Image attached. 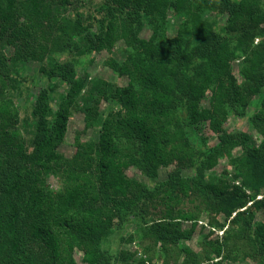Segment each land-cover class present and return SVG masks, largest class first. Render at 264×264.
Returning <instances> with one entry per match:
<instances>
[{
	"label": "trees",
	"instance_id": "trees-1",
	"mask_svg": "<svg viewBox=\"0 0 264 264\" xmlns=\"http://www.w3.org/2000/svg\"><path fill=\"white\" fill-rule=\"evenodd\" d=\"M103 50L125 83L87 71ZM253 103L257 142L224 127ZM75 110L84 129L66 156ZM224 156L232 171L214 172ZM258 213L264 0H0V264H79L76 248L84 264H264ZM198 222L209 232L195 250ZM127 224L132 248H111Z\"/></svg>",
	"mask_w": 264,
	"mask_h": 264
},
{
	"label": "rangeland",
	"instance_id": "rangeland-1",
	"mask_svg": "<svg viewBox=\"0 0 264 264\" xmlns=\"http://www.w3.org/2000/svg\"><path fill=\"white\" fill-rule=\"evenodd\" d=\"M222 20V19H221ZM170 21L172 23L173 26V32L174 30H176L178 24H177V20L174 17L170 18ZM150 34V30L145 28L142 31V36L143 37H148ZM94 59L93 61L90 63H88V65L86 66L87 71H89V73L92 76H103L107 79L110 80H114L117 81L118 83H125L127 81L126 77H114V75H112L111 70L109 69V67H107L106 65H104L103 61L105 60L106 57H108V52L106 50H103L102 52H95L93 54ZM239 65L234 64V68H237ZM38 67V62H33L30 63L29 65V69H27V72L31 73L33 72L32 69H35ZM79 73L82 74L84 73L83 69L81 67H79ZM57 90L59 92H61L62 90H64L63 86H59L57 88ZM32 98L28 97V96H23L20 100H19V105L21 107L20 109V114L23 115L24 112H26L32 104ZM208 101V99L206 98V102ZM254 103L248 107V113L245 116L242 117H234L232 120H228L225 124L224 127L226 128V130L228 131H233L236 129H240L242 131H245L246 133H248L256 142L259 141L260 139V134L254 129V127L252 126L250 120H249V116L252 113V110L254 109ZM102 108L105 106V101L101 102L100 105ZM84 129V113L81 110H75L72 114V116L70 117V120L68 122V132L67 135L65 137V140L59 144L58 149L59 151H61L62 153H64L66 156H70L74 153L75 151V146H74V138L75 135L77 134V132L79 131H83ZM201 130L204 136H206L207 138V142L208 144H214L218 141V137L217 135L211 130V128L209 127V122L208 121H203L201 124ZM88 132V131H86ZM89 133V132H88ZM83 138L87 137V133H84L82 135ZM241 152V148L240 147H236L235 149L232 150L233 154H239ZM169 168H162L160 170V178H165L166 174H167V170ZM229 170L230 172L232 171V166L229 164L228 159L224 156L221 158V160L219 161V163L214 167L213 171L216 173H222L224 170ZM128 173V175L130 176H134L138 179H141L142 181L146 182L147 184H151L153 182L152 179H149L148 177L144 176L139 170H137L134 167H130L127 169L126 171ZM49 182L51 184V186L53 187H57V181L56 178H54L53 176L50 177ZM257 217L259 219H263L264 220V215L261 213H258ZM190 223H184V226L187 227ZM134 229V226L132 224H127L125 229H123V233L118 234V232L115 235H112L109 239V244H112L111 248H114V244L119 248V247H123L125 249L127 248H132V244H123L121 245V240L123 235H127L130 232H132V230ZM209 232V227L207 226H203L200 222H198L197 226H196V230L194 231V234L192 236L191 239H189L187 242L190 246H192L195 250L199 249V245L197 243V239L200 236L201 233H206ZM216 236V234H212L211 236ZM114 242V243H113ZM75 258L77 260V262L79 264H84L82 262V258H81V251L80 249H75ZM234 264H253V261L250 259L247 260H240V261H236L234 262Z\"/></svg>",
	"mask_w": 264,
	"mask_h": 264
},
{
	"label": "clouds",
	"instance_id": "clouds-1",
	"mask_svg": "<svg viewBox=\"0 0 264 264\" xmlns=\"http://www.w3.org/2000/svg\"><path fill=\"white\" fill-rule=\"evenodd\" d=\"M257 38H258V37H257ZM257 38H256V39H257ZM256 39H255V41H258V40H256ZM239 61H240V59H239ZM239 61H235L234 64H237ZM220 233H221V231H220Z\"/></svg>",
	"mask_w": 264,
	"mask_h": 264
},
{
	"label": "built area",
	"instance_id": "built-area-1",
	"mask_svg": "<svg viewBox=\"0 0 264 264\" xmlns=\"http://www.w3.org/2000/svg\"><path fill=\"white\" fill-rule=\"evenodd\" d=\"M256 40H258V38ZM237 61H239V59Z\"/></svg>",
	"mask_w": 264,
	"mask_h": 264
}]
</instances>
